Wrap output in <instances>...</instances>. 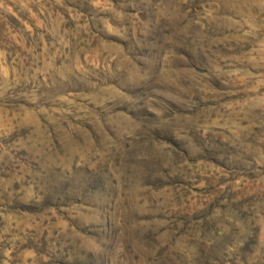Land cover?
Masks as SVG:
<instances>
[{
    "label": "rangeland",
    "instance_id": "1",
    "mask_svg": "<svg viewBox=\"0 0 264 264\" xmlns=\"http://www.w3.org/2000/svg\"><path fill=\"white\" fill-rule=\"evenodd\" d=\"M0 264H264V0H0Z\"/></svg>",
    "mask_w": 264,
    "mask_h": 264
}]
</instances>
